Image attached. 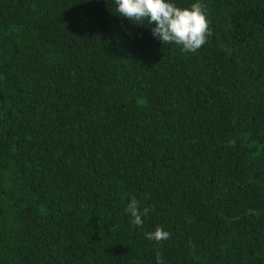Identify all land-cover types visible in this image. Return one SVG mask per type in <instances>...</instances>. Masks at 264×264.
<instances>
[{
	"label": "trees",
	"instance_id": "trees-1",
	"mask_svg": "<svg viewBox=\"0 0 264 264\" xmlns=\"http://www.w3.org/2000/svg\"><path fill=\"white\" fill-rule=\"evenodd\" d=\"M170 2L195 53L114 0H0V264H264V0Z\"/></svg>",
	"mask_w": 264,
	"mask_h": 264
},
{
	"label": "clouds",
	"instance_id": "clouds-1",
	"mask_svg": "<svg viewBox=\"0 0 264 264\" xmlns=\"http://www.w3.org/2000/svg\"><path fill=\"white\" fill-rule=\"evenodd\" d=\"M114 3L116 12L134 24L144 25L147 21V25H151L155 22L151 29L153 36L165 45L181 46L185 53H195L213 35L204 7L198 2L187 8L177 7L170 0H114ZM149 210L148 207L141 210L140 202L134 196L125 208L130 223L136 227H142L143 217L149 214ZM170 236L171 233L162 227L146 233V238L155 242L168 240ZM156 261L161 264L159 252Z\"/></svg>",
	"mask_w": 264,
	"mask_h": 264
}]
</instances>
